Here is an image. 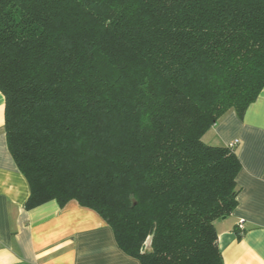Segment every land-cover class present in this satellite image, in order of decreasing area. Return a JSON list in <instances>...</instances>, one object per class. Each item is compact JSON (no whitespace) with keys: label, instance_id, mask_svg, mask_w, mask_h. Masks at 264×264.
<instances>
[{"label":"trees","instance_id":"obj_1","mask_svg":"<svg viewBox=\"0 0 264 264\" xmlns=\"http://www.w3.org/2000/svg\"><path fill=\"white\" fill-rule=\"evenodd\" d=\"M263 89L264 0H0L26 209L75 200L140 264H225L242 164L203 137Z\"/></svg>","mask_w":264,"mask_h":264},{"label":"crops","instance_id":"obj_2","mask_svg":"<svg viewBox=\"0 0 264 264\" xmlns=\"http://www.w3.org/2000/svg\"><path fill=\"white\" fill-rule=\"evenodd\" d=\"M203 141L214 147L237 142L242 164L238 205L215 221L224 263L264 264V89L242 119L228 112ZM29 196V183L8 149L0 92V264H140L118 247L112 228L94 210L75 200L27 210Z\"/></svg>","mask_w":264,"mask_h":264},{"label":"built area","instance_id":"obj_3","mask_svg":"<svg viewBox=\"0 0 264 264\" xmlns=\"http://www.w3.org/2000/svg\"><path fill=\"white\" fill-rule=\"evenodd\" d=\"M236 144H237V142H234V143H232L230 146H231V147H235Z\"/></svg>","mask_w":264,"mask_h":264},{"label":"water","instance_id":"obj_4","mask_svg":"<svg viewBox=\"0 0 264 264\" xmlns=\"http://www.w3.org/2000/svg\"><path fill=\"white\" fill-rule=\"evenodd\" d=\"M149 250V249H148Z\"/></svg>","mask_w":264,"mask_h":264}]
</instances>
